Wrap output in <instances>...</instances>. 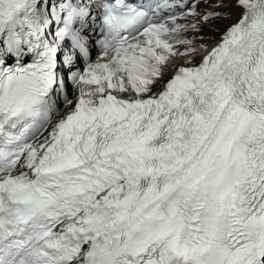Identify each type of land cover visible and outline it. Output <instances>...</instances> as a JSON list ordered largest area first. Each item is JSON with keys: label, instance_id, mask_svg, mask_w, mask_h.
<instances>
[{"label": "snow or ice", "instance_id": "obj_1", "mask_svg": "<svg viewBox=\"0 0 264 264\" xmlns=\"http://www.w3.org/2000/svg\"><path fill=\"white\" fill-rule=\"evenodd\" d=\"M0 264H264V0H0Z\"/></svg>", "mask_w": 264, "mask_h": 264}, {"label": "bare ground", "instance_id": "obj_2", "mask_svg": "<svg viewBox=\"0 0 264 264\" xmlns=\"http://www.w3.org/2000/svg\"><path fill=\"white\" fill-rule=\"evenodd\" d=\"M223 24L220 25V26H217V30L216 31H212L210 32L209 30L205 29L204 32L202 33L205 37H208V36H211L213 37L214 39L213 40H205V41H202V42H198V43H207L208 46H209V49L211 48V46L217 42L219 40V32L221 30H223ZM199 56V57H198ZM202 58V53H196L195 56H194V59L196 62H199V60ZM175 63L178 65L181 63V60H177L175 61Z\"/></svg>", "mask_w": 264, "mask_h": 264}, {"label": "rangeland", "instance_id": "obj_3", "mask_svg": "<svg viewBox=\"0 0 264 264\" xmlns=\"http://www.w3.org/2000/svg\"><path fill=\"white\" fill-rule=\"evenodd\" d=\"M220 25H222V24H218L217 26H220ZM224 27V26H223ZM223 29V28H222Z\"/></svg>", "mask_w": 264, "mask_h": 264}]
</instances>
